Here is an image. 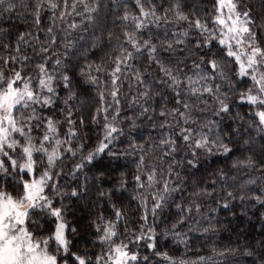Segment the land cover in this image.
Masks as SVG:
<instances>
[{"label":"clouds","instance_id":"obj_1","mask_svg":"<svg viewBox=\"0 0 264 264\" xmlns=\"http://www.w3.org/2000/svg\"><path fill=\"white\" fill-rule=\"evenodd\" d=\"M0 264H264V0H0Z\"/></svg>","mask_w":264,"mask_h":264}]
</instances>
